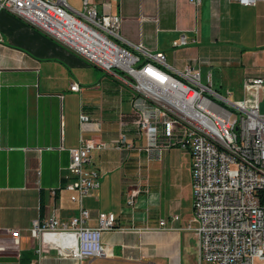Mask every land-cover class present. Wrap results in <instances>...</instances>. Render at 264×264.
Listing matches in <instances>:
<instances>
[{
	"label": "crops",
	"instance_id": "0c3cea01",
	"mask_svg": "<svg viewBox=\"0 0 264 264\" xmlns=\"http://www.w3.org/2000/svg\"><path fill=\"white\" fill-rule=\"evenodd\" d=\"M69 2V1H68ZM119 18L121 36L161 50L176 67L185 63L224 81L230 98H240L245 76L264 75V1L93 0ZM73 7L80 8V0ZM183 36L185 44L172 46ZM71 83L77 89L69 88ZM213 85V80H212ZM139 98L122 82L40 29L0 9V264H28L37 239L31 221L49 212L67 219L77 204L61 187L70 147L91 137L107 143L125 136L129 147L92 150L86 167L98 172V186L82 199L86 223L99 211L112 212L121 229L101 232L105 254L95 264H196L197 244L184 230L191 215L190 160L187 149L164 147L160 157L176 155L173 172L151 184L149 159L141 148L135 108ZM258 109L264 113V87ZM88 116L82 124L79 112ZM144 162V165H143ZM143 171V172H142ZM143 178V179H142ZM135 189L133 204L127 195ZM42 201L43 209L39 212ZM176 220H170L171 214ZM172 228L159 229V219ZM123 228V229H122ZM135 228L137 230H134ZM5 229H17L15 240ZM39 264H83L43 247Z\"/></svg>",
	"mask_w": 264,
	"mask_h": 264
},
{
	"label": "built area",
	"instance_id": "2783aa9c",
	"mask_svg": "<svg viewBox=\"0 0 264 264\" xmlns=\"http://www.w3.org/2000/svg\"><path fill=\"white\" fill-rule=\"evenodd\" d=\"M188 1L197 5L201 0ZM232 1L246 5L259 0ZM80 3L75 8L68 0H0V9L62 43L139 98L135 123L148 158H158L164 147L187 149L191 215L182 228L195 238L197 264H264V113L258 109L264 75L243 77L241 97L231 99L229 90L221 94L213 87L210 71L202 77L197 65L168 63L163 51L123 38L118 16L101 12L93 0ZM182 44L183 36L172 41V46ZM78 121L87 122V114L79 112ZM108 146L125 149L129 143L123 134L110 143L85 137L68 149L61 187L70 191L77 212L60 219L51 211L31 221L28 232L37 245L28 264H39L45 246L83 264H95L92 259L105 254L101 232L121 227L106 211L97 213L94 225L87 224L82 199L98 186L97 170L86 167L89 153ZM135 194V189L129 192L127 204H133ZM177 218L175 213L169 217ZM157 227L172 228L163 218ZM4 231V239L18 236L17 229Z\"/></svg>",
	"mask_w": 264,
	"mask_h": 264
},
{
	"label": "rangeland",
	"instance_id": "374dc122",
	"mask_svg": "<svg viewBox=\"0 0 264 264\" xmlns=\"http://www.w3.org/2000/svg\"><path fill=\"white\" fill-rule=\"evenodd\" d=\"M68 1L71 2V3L76 4V0H68ZM201 76L203 77V72H201ZM212 80H213V87L215 89H217V91H219L221 94H224V91H225L224 85L226 83L224 81H221V85H219V83L217 82V80H215L213 78H212ZM232 98H235L236 99L237 97H232ZM176 157H177L176 155H165V151H164L162 153L161 157L159 156L158 158L149 159L147 161V164L146 165H144V162H143V165H144L143 171H146V170L148 171L149 176L147 177V179H150V182L149 183L156 184L161 179H164L165 176L168 173L173 172L174 167H171V166L175 165L176 162L169 161V159L173 160ZM196 264H197V262H196ZM201 264H210V263L207 262V261H202Z\"/></svg>",
	"mask_w": 264,
	"mask_h": 264
},
{
	"label": "trees",
	"instance_id": "16d2710c",
	"mask_svg": "<svg viewBox=\"0 0 264 264\" xmlns=\"http://www.w3.org/2000/svg\"><path fill=\"white\" fill-rule=\"evenodd\" d=\"M42 209H43V204H42V201H41L40 204H39V212H42Z\"/></svg>",
	"mask_w": 264,
	"mask_h": 264
}]
</instances>
